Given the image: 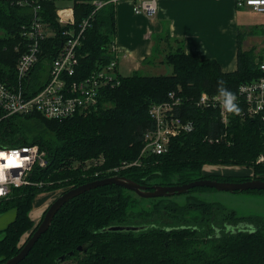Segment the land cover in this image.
<instances>
[{
	"label": "trees",
	"instance_id": "obj_1",
	"mask_svg": "<svg viewBox=\"0 0 264 264\" xmlns=\"http://www.w3.org/2000/svg\"><path fill=\"white\" fill-rule=\"evenodd\" d=\"M38 1L43 19L55 27L56 33L42 40L40 60L26 80L32 94L48 80L50 63L62 49L67 39L63 31L69 27L58 22L57 10L61 7L55 1ZM93 1L73 0L72 5L64 6L73 7L78 24L95 10L92 25L84 31L77 49L79 63L73 80L86 78L115 58L117 3L103 0L105 4L97 8ZM31 17L30 7L0 0L1 81H16L17 62L25 50L22 26ZM170 40L168 44L173 41ZM263 58L256 47L244 49L239 42L238 68L224 71L216 59L187 53L180 45L168 49L162 60L172 67L171 73H119L120 84L103 88L97 106L71 117L47 118L37 112L5 116L0 106V146L38 144L46 150L47 160L45 167L37 166L34 172L35 179L44 185L14 188L10 198H0V213L16 210L15 219L0 229V263L19 253L26 243L20 245L22 235L32 230L31 236L38 227L40 222L35 225L30 211L39 192L62 188L63 194L107 177L110 174L95 177V172L125 161L144 160L141 166L120 170L118 174L147 185H151L148 183L152 178L164 185L202 178L264 179V160H260L264 156V122L239 114L225 126L217 119L216 109H201L194 104L183 108V113L187 109L196 121L194 131L173 137L169 150L162 155L141 156L146 133L154 128L149 112L153 103L165 101L171 91L195 97L203 91L219 93L221 81L236 93L241 84L264 75L260 69ZM205 135L221 138L209 142ZM207 163L246 166L253 172L244 176L207 175L202 172ZM213 189L199 186L191 192ZM128 191L108 184L71 198L18 264H58L56 259L71 250L76 255L67 260L75 259L78 264H264L263 215H239L221 202L198 196H189L184 204L161 197L149 209L135 211L138 205ZM114 224L146 228L102 231ZM81 244H88L85 252L77 251Z\"/></svg>",
	"mask_w": 264,
	"mask_h": 264
},
{
	"label": "built area",
	"instance_id": "obj_2",
	"mask_svg": "<svg viewBox=\"0 0 264 264\" xmlns=\"http://www.w3.org/2000/svg\"><path fill=\"white\" fill-rule=\"evenodd\" d=\"M19 7H30L32 17L22 26V35L25 37V50L17 62V78L15 82L0 80V106L5 116L13 114L40 113L47 118L64 119L78 112L89 110L98 105L103 88L108 84H120L117 45L114 46L115 58L105 67L94 71L81 80H73L79 63L78 46L84 31L92 25L93 13L81 23L76 22L74 9L71 6L57 10L58 22L69 26L63 31L67 39L58 55L51 61L48 80L36 93L26 80L32 69L40 60L42 40L56 33L55 27L45 21L42 16V6L38 0H11ZM119 2L121 0H112ZM133 10L137 14L155 16L158 11L159 0H131ZM99 8L105 1L94 0ZM237 6H250L258 12H264V2H249L236 0ZM264 58L260 62V69L264 72ZM31 88V89H30ZM237 103L242 109L240 116L260 118L264 122V75L252 82L243 83L234 93ZM223 98L219 93L203 91L198 97L184 96L180 92L171 91L168 99L153 103L150 115L154 120V128L147 131L145 144L141 156L162 155L169 150L173 137L189 133L196 129V121L183 108L194 104L201 109H216L217 119L222 125L230 124L235 114L222 108ZM222 135V134H221ZM220 135V136H221ZM205 135V140L214 142L221 137ZM262 160V157L261 159ZM143 159L122 162L119 166L109 167L105 171H96L95 177L101 174H116L120 170L132 166H141ZM103 162L102 160L98 161ZM47 165L46 150L38 144H24L14 147L0 146V171H3L6 180L0 184L5 195L0 198H10L14 188L23 186H42L44 182L34 177L35 168Z\"/></svg>",
	"mask_w": 264,
	"mask_h": 264
},
{
	"label": "crops",
	"instance_id": "obj_3",
	"mask_svg": "<svg viewBox=\"0 0 264 264\" xmlns=\"http://www.w3.org/2000/svg\"><path fill=\"white\" fill-rule=\"evenodd\" d=\"M116 16L118 71L124 76L141 70L157 47L164 57L168 49L183 45L187 53L216 59L224 71L238 68L239 42L264 55V12L239 7L236 0H159L153 17L135 13L131 0H121Z\"/></svg>",
	"mask_w": 264,
	"mask_h": 264
},
{
	"label": "rangeland",
	"instance_id": "obj_4",
	"mask_svg": "<svg viewBox=\"0 0 264 264\" xmlns=\"http://www.w3.org/2000/svg\"><path fill=\"white\" fill-rule=\"evenodd\" d=\"M57 7H64L66 5H72L73 0H53ZM160 47H157L155 57L148 62L142 69L141 72L144 74H166L172 72V67L168 65L166 62H160L162 60L163 54L160 56ZM144 148V147H143ZM262 160H264V156H261ZM251 168L246 166L239 165H218L215 163H207L203 166L202 172L207 175H228V176H244L251 175ZM115 175H120L116 173ZM113 176V175H108ZM148 184H158V182L152 178L149 180ZM147 185V184H146ZM64 190L60 189H52L48 191L39 192L35 198L33 208L30 211V216L34 220L35 225L41 222L44 213L47 208L51 205L54 200L60 196V194ZM194 191L183 194H176L173 196H165L166 198H170L176 202L184 204L187 202L189 196H198L207 201H218L221 202L225 207L229 209H234L239 215H249V214H258L264 216V192L254 193V192H246V191H237V192H229V191H220L217 189L209 190L206 192ZM131 196V198L137 203V210H141L152 206L153 202L156 200H160L161 197L155 198H143L137 195L135 192L129 190L127 192ZM43 199V200H41ZM39 201L41 203L39 204ZM149 209V208H148ZM16 217V210L10 209L3 213H0V229H4L11 221H13ZM32 230L26 231L20 240V245L24 244L26 240L30 237ZM60 264H78L75 259H68L64 263Z\"/></svg>",
	"mask_w": 264,
	"mask_h": 264
},
{
	"label": "water",
	"instance_id": "obj_5",
	"mask_svg": "<svg viewBox=\"0 0 264 264\" xmlns=\"http://www.w3.org/2000/svg\"><path fill=\"white\" fill-rule=\"evenodd\" d=\"M116 184L122 186L128 190L135 192L137 195L143 198H155V197H165L173 196L176 194H183L190 192L195 187H209L215 188L220 191H246V190H264V179L254 178L245 181H222L212 178H202L192 180L190 182L182 184H173V185H164V184H153L146 185L133 180L124 175H113L107 176L104 178L95 179L84 184H81L77 187L71 188L68 191L61 194L57 197L54 202L47 208L41 222L39 223L36 230L26 241L23 248L16 255L8 258L6 261L0 264H18L22 261L33 248L34 244L45 233L51 226L52 221L58 212V210L71 198L78 196L85 191L97 188L99 186ZM146 226L143 225H121L114 224L103 228L102 231H139L145 229ZM88 247V244H81L77 247V251H85ZM75 254L74 250H71L65 254H62L56 259L58 264L63 263L68 257H72Z\"/></svg>",
	"mask_w": 264,
	"mask_h": 264
},
{
	"label": "clouds",
	"instance_id": "obj_6",
	"mask_svg": "<svg viewBox=\"0 0 264 264\" xmlns=\"http://www.w3.org/2000/svg\"><path fill=\"white\" fill-rule=\"evenodd\" d=\"M249 2H264V0H249ZM264 67V66H262ZM218 91L220 96L223 98L222 100V108L225 109L227 112L239 115L242 111V109L239 107V104L237 103V97L236 95L229 91L225 86L224 82H219ZM6 180V177L3 173V171H0V184L4 183ZM5 195V191L3 188H0V196Z\"/></svg>",
	"mask_w": 264,
	"mask_h": 264
},
{
	"label": "flooded vegetation",
	"instance_id": "obj_7",
	"mask_svg": "<svg viewBox=\"0 0 264 264\" xmlns=\"http://www.w3.org/2000/svg\"><path fill=\"white\" fill-rule=\"evenodd\" d=\"M144 226H145V225H144ZM145 228H146V227H145ZM87 248H88V247H87ZM86 250H87V249H86ZM86 250H85V251H86ZM85 251H79V252H85ZM74 255H76V254H74ZM74 255H73V256H74ZM66 260H67V259H66ZM66 260H65V261H66ZM65 261H64V262H65ZM75 261H76V260H75Z\"/></svg>",
	"mask_w": 264,
	"mask_h": 264
}]
</instances>
